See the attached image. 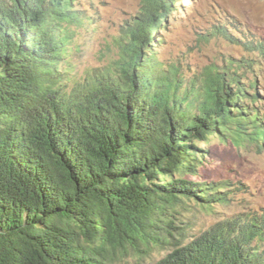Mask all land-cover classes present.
I'll return each mask as SVG.
<instances>
[{
	"label": "trees",
	"instance_id": "trees-1",
	"mask_svg": "<svg viewBox=\"0 0 264 264\" xmlns=\"http://www.w3.org/2000/svg\"><path fill=\"white\" fill-rule=\"evenodd\" d=\"M141 1L117 59L77 78V0H0V264H117L158 245L169 252L154 264H264V214L186 238L170 212L229 202L197 177L213 138L264 147L245 104L255 81L216 67L185 81L152 48L175 0Z\"/></svg>",
	"mask_w": 264,
	"mask_h": 264
},
{
	"label": "rangeland",
	"instance_id": "rangeland-1",
	"mask_svg": "<svg viewBox=\"0 0 264 264\" xmlns=\"http://www.w3.org/2000/svg\"><path fill=\"white\" fill-rule=\"evenodd\" d=\"M175 4L176 10L153 37L156 60L177 66L187 82L195 78L196 87L201 86L208 67L238 69L241 84L255 81L251 91L256 99L245 104L258 114L264 129V56L250 48L264 42V0H175ZM74 8L86 21L72 27L75 36L68 61L73 75L82 78L117 59V42L139 16L142 1L77 0ZM244 128L243 133L254 132L252 124ZM205 150L203 177L197 180L224 185L229 202L202 207L185 201L170 209L186 238L233 215L264 214V147L260 150L253 140L234 144L213 138ZM141 249L140 254L122 252L117 264H154L169 252V247L161 245Z\"/></svg>",
	"mask_w": 264,
	"mask_h": 264
}]
</instances>
